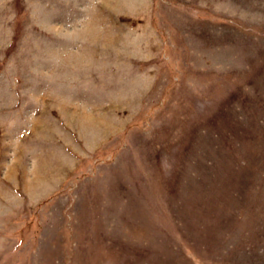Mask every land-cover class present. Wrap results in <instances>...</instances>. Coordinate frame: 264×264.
<instances>
[{
  "label": "rangeland",
  "instance_id": "obj_1",
  "mask_svg": "<svg viewBox=\"0 0 264 264\" xmlns=\"http://www.w3.org/2000/svg\"><path fill=\"white\" fill-rule=\"evenodd\" d=\"M0 264H264V0H0Z\"/></svg>",
  "mask_w": 264,
  "mask_h": 264
}]
</instances>
